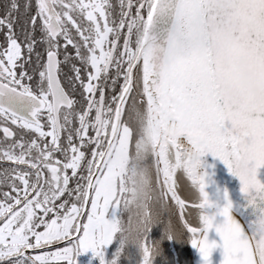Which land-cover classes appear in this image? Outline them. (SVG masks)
<instances>
[{
    "label": "snow or ice",
    "instance_id": "1",
    "mask_svg": "<svg viewBox=\"0 0 264 264\" xmlns=\"http://www.w3.org/2000/svg\"><path fill=\"white\" fill-rule=\"evenodd\" d=\"M0 129V261L77 264L91 249L117 264L125 243L111 261L104 246L147 143L157 196L144 211L165 235L212 264L215 227L222 264H264V0H3ZM206 153L244 203L209 198ZM150 229L134 243L142 264L157 254Z\"/></svg>",
    "mask_w": 264,
    "mask_h": 264
},
{
    "label": "clouds",
    "instance_id": "2",
    "mask_svg": "<svg viewBox=\"0 0 264 264\" xmlns=\"http://www.w3.org/2000/svg\"><path fill=\"white\" fill-rule=\"evenodd\" d=\"M150 155L151 149L146 143L138 155L133 154L130 162L129 178L133 181L137 192L133 194L128 203L123 205L119 236L125 244L129 242L142 244L143 233L157 224L159 220L158 216L144 211V199L149 195L157 196L152 180ZM166 228L169 229L170 236L178 232L174 224L166 225Z\"/></svg>",
    "mask_w": 264,
    "mask_h": 264
},
{
    "label": "flooded vegetation",
    "instance_id": "3",
    "mask_svg": "<svg viewBox=\"0 0 264 264\" xmlns=\"http://www.w3.org/2000/svg\"><path fill=\"white\" fill-rule=\"evenodd\" d=\"M2 4H3V0H0V6H2ZM0 134H2V129H0ZM177 176H179V172L177 173ZM178 185H179V180H178ZM178 191L182 195V198L187 196V191L185 190L184 187H179ZM172 220L177 226H180L181 222L179 220V215L175 205H174V215L172 216ZM149 238L154 243V245L162 244L161 247H163V249L165 250L163 251L161 248L159 249L156 247L157 254L153 258V264H163V262L167 258H170L166 250L168 251L170 250V256L173 254L175 258L178 256L176 250L178 249L179 246L183 249L185 247L187 252H190L188 245L190 238H182V239L168 238L164 233L163 223H157L151 227L149 231ZM119 248H121V239L119 234H117L114 240L112 241V243L104 246L105 260L111 261L114 258L117 249ZM44 250H50V246L49 248ZM26 251L30 253L32 250L29 249ZM142 261H143L142 249L137 244L131 242L124 244L121 254L117 257V264H142ZM0 264H7V262L0 261ZM77 264H100V258L98 256H94L92 250L89 249L87 252H82L79 254V256L77 257Z\"/></svg>",
    "mask_w": 264,
    "mask_h": 264
},
{
    "label": "water",
    "instance_id": "4",
    "mask_svg": "<svg viewBox=\"0 0 264 264\" xmlns=\"http://www.w3.org/2000/svg\"><path fill=\"white\" fill-rule=\"evenodd\" d=\"M202 159L206 162L207 170L211 173V176L209 177L210 183L207 185L206 190L210 194V199H213V191L219 189V192H217L221 197H223V190L227 189L228 197L233 201L234 206H238L242 203H244V193L241 191V181L238 176H236L234 173L229 171L228 165L224 163L223 160H221L219 157L213 156L211 153H206ZM258 178L261 180H264V166H261L258 169ZM179 190V187L177 191ZM179 192V191H178ZM174 204V202H173ZM176 207V206H175ZM191 207V203H189L188 206ZM177 212L179 213L178 207H176ZM249 218H251V211L250 209L247 210V213ZM189 250L191 254V259L194 264V256L197 247L193 246L191 244V241H189Z\"/></svg>",
    "mask_w": 264,
    "mask_h": 264
},
{
    "label": "bare ground",
    "instance_id": "5",
    "mask_svg": "<svg viewBox=\"0 0 264 264\" xmlns=\"http://www.w3.org/2000/svg\"><path fill=\"white\" fill-rule=\"evenodd\" d=\"M217 192H218L217 190L213 191V195L215 194L213 197V200H217L219 198L218 203L220 205H223V203H225L226 201ZM213 210H215V206H213V208L210 209V211H213ZM223 220H224V217L222 215H217L214 223H222ZM208 238L210 241H212V240L216 241V246L212 249V253H211V257H210L212 264H222V261L224 259V248H223L222 236L220 235V233H218L216 231L215 227H213L212 229L208 230ZM161 245L162 244H156L155 246L157 248H159V249L161 248L163 251H165L163 249V247H161ZM179 250L183 252V251H185V248L183 249L181 247H178V249L176 250L177 254H179ZM166 252L168 253L169 257L175 258V256L173 254L170 256V250L169 251L166 250ZM172 253H173V251H172ZM194 264H203V258L201 256V253H200L198 248L196 249L195 256H194Z\"/></svg>",
    "mask_w": 264,
    "mask_h": 264
},
{
    "label": "trees",
    "instance_id": "6",
    "mask_svg": "<svg viewBox=\"0 0 264 264\" xmlns=\"http://www.w3.org/2000/svg\"><path fill=\"white\" fill-rule=\"evenodd\" d=\"M180 250H179L178 257L167 258L166 264H192L191 254L188 253L186 250L183 252Z\"/></svg>",
    "mask_w": 264,
    "mask_h": 264
},
{
    "label": "rangeland",
    "instance_id": "7",
    "mask_svg": "<svg viewBox=\"0 0 264 264\" xmlns=\"http://www.w3.org/2000/svg\"><path fill=\"white\" fill-rule=\"evenodd\" d=\"M167 259L163 262V264H166Z\"/></svg>",
    "mask_w": 264,
    "mask_h": 264
}]
</instances>
